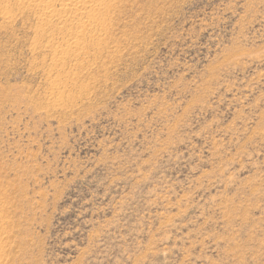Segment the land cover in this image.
Listing matches in <instances>:
<instances>
[{"label":"rangeland","instance_id":"1","mask_svg":"<svg viewBox=\"0 0 264 264\" xmlns=\"http://www.w3.org/2000/svg\"><path fill=\"white\" fill-rule=\"evenodd\" d=\"M60 7L0 0V264H264V0Z\"/></svg>","mask_w":264,"mask_h":264},{"label":"bare ground","instance_id":"2","mask_svg":"<svg viewBox=\"0 0 264 264\" xmlns=\"http://www.w3.org/2000/svg\"><path fill=\"white\" fill-rule=\"evenodd\" d=\"M24 2L32 4L34 6H38L43 11H45V14L50 16L52 15V17L57 15V4L59 3V5L61 6L60 7L61 10H63L62 12L64 13V15L66 14L68 15V13L74 12L78 14L80 17H85L83 15L86 14V16L88 15L90 19L94 18L93 20H95V15L101 12V9L104 8V6L106 8L107 0H24ZM43 16L44 18H48V16L47 17L45 15ZM59 16L61 17L63 16V14ZM75 43L76 44L80 43V39H78V37L77 39H75ZM3 225L4 224L0 226L4 227ZM1 257L2 256L0 254V262L2 259Z\"/></svg>","mask_w":264,"mask_h":264}]
</instances>
